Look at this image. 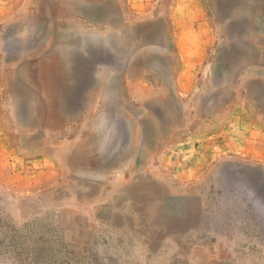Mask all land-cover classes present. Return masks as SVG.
Returning <instances> with one entry per match:
<instances>
[{
	"label": "rangeland",
	"instance_id": "1",
	"mask_svg": "<svg viewBox=\"0 0 264 264\" xmlns=\"http://www.w3.org/2000/svg\"><path fill=\"white\" fill-rule=\"evenodd\" d=\"M76 1L0 0V264H264V155L194 117L264 114V0H196L221 33L202 106L139 43L157 0H110L120 26Z\"/></svg>",
	"mask_w": 264,
	"mask_h": 264
},
{
	"label": "crops",
	"instance_id": "2",
	"mask_svg": "<svg viewBox=\"0 0 264 264\" xmlns=\"http://www.w3.org/2000/svg\"><path fill=\"white\" fill-rule=\"evenodd\" d=\"M119 1L116 0L114 3L118 6V13L123 14V11H120ZM72 2L73 0H70V3ZM91 2L95 7L91 13L97 20V24H102V22L110 24L112 22L113 25L120 26L125 22L124 17L121 20V17L112 10L110 0H91ZM199 4L196 0L146 2L147 8L150 5V8L155 9L150 25L161 29L164 27L165 33L164 38H160V35L153 37V34L150 33V37H145L144 40L139 39V43L165 42V68L163 71L172 75L170 82L173 87L172 96L178 100L180 105L184 106L194 104L202 106L210 100V97L198 96L199 90L197 92L191 91L192 83L195 80L194 75L199 73L215 74L219 71L220 66L217 58L221 54V50L211 53L210 45L221 41V33L216 30V23L209 22L203 15L204 9ZM180 6H184L181 11ZM116 17L117 20L115 21ZM141 22L139 24H146ZM206 56L213 57V61L208 66L205 64L202 66L201 59ZM143 57L159 59L161 56L158 57L157 52ZM122 73H125V70ZM177 91L180 95H177ZM219 94L220 88L217 93L214 90L213 98L216 99V95L218 98ZM208 96H212V94L210 93ZM194 99L197 100L196 103L193 101ZM217 101H214V108L211 110L206 112L204 110L201 114L194 115L195 121L198 123L196 124L200 126H197V131H200V128H204V126L207 127V131H212L214 146L227 145L230 151L234 149L237 151V148L242 146L253 155H264V114L238 115L236 107L229 104V113L223 119L221 101ZM242 122H245V127H242ZM237 123L241 124L240 128L244 131V139L241 140V145L237 134H235Z\"/></svg>",
	"mask_w": 264,
	"mask_h": 264
},
{
	"label": "bare ground",
	"instance_id": "3",
	"mask_svg": "<svg viewBox=\"0 0 264 264\" xmlns=\"http://www.w3.org/2000/svg\"><path fill=\"white\" fill-rule=\"evenodd\" d=\"M57 120V119H56Z\"/></svg>",
	"mask_w": 264,
	"mask_h": 264
}]
</instances>
